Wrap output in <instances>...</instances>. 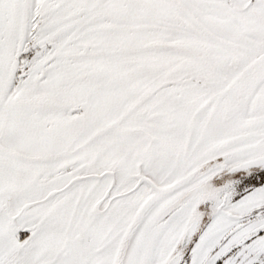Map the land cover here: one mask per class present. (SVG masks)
I'll return each mask as SVG.
<instances>
[{"label":"snow or ice","instance_id":"1","mask_svg":"<svg viewBox=\"0 0 264 264\" xmlns=\"http://www.w3.org/2000/svg\"><path fill=\"white\" fill-rule=\"evenodd\" d=\"M0 264H264V0H0Z\"/></svg>","mask_w":264,"mask_h":264}]
</instances>
